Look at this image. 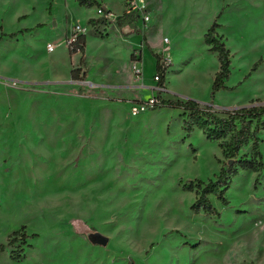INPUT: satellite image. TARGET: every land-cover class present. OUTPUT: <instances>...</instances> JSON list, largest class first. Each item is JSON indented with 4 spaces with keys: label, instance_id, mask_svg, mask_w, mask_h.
<instances>
[{
    "label": "rangeland",
    "instance_id": "rangeland-1",
    "mask_svg": "<svg viewBox=\"0 0 264 264\" xmlns=\"http://www.w3.org/2000/svg\"><path fill=\"white\" fill-rule=\"evenodd\" d=\"M145 4L150 23L130 31L78 0H0V264H264V170L240 171L227 205L210 196L218 215L196 214L184 187L231 163L222 142L183 110L131 113L159 94L220 117L264 106V0ZM214 23L232 62L218 92ZM76 26L86 40L72 49ZM157 56L171 64L161 92ZM252 158L250 144L238 160Z\"/></svg>",
    "mask_w": 264,
    "mask_h": 264
},
{
    "label": "trees",
    "instance_id": "trees-1",
    "mask_svg": "<svg viewBox=\"0 0 264 264\" xmlns=\"http://www.w3.org/2000/svg\"><path fill=\"white\" fill-rule=\"evenodd\" d=\"M83 5L90 8L101 5L96 0H78ZM139 17L125 13L118 21V25L123 27L137 28ZM221 26L214 23L205 36V42L210 47L211 52L218 55L220 71L216 74L213 90L218 92L227 89L225 83L231 76V52L226 44L218 38L216 30ZM85 36H80V41L85 42ZM77 43V44H78ZM157 72L159 76V87L164 89L165 72L160 65V57L157 56ZM258 62L253 70L259 65ZM159 103L152 109L158 110L164 107L183 110L190 113L195 125L203 132L211 142H222L221 147L225 160L231 162L222 167L221 172L215 181L205 183L201 180L195 182L196 185L185 186L186 191L192 192L197 189L199 198L192 206L196 213H205L209 215H218L217 209L212 205L210 196H215L224 205L228 204L225 194L229 189L232 180L240 171L260 173L264 170V158L260 144L262 142L260 134L264 132V106L242 107L240 109L224 112L225 117H220L211 107H202L199 103L189 100H164L161 94L158 95ZM250 144L253 145V158L239 159V154ZM6 246H0V252H3Z\"/></svg>",
    "mask_w": 264,
    "mask_h": 264
},
{
    "label": "built area",
    "instance_id": "built-area-1",
    "mask_svg": "<svg viewBox=\"0 0 264 264\" xmlns=\"http://www.w3.org/2000/svg\"><path fill=\"white\" fill-rule=\"evenodd\" d=\"M125 1V9L127 14H132L136 15L143 21L144 25H148L151 21V14L147 11V6L145 4V0H124ZM100 13H106L104 14V18L115 21L120 19V17H116L113 13L111 12H106L104 9L99 8ZM85 31L80 27L76 26L73 29V35L71 39L69 40V46L73 49V46L77 44L78 39L80 36L85 35ZM169 43L168 39L164 40V44ZM136 58L139 61V54L135 55ZM160 65L162 67V70L165 72L167 68L170 67L171 64H169V61L164 59H161ZM134 70L137 75H140V70L137 69V65L134 66ZM155 80L159 82V76L155 77ZM163 89L162 88H157L158 92H161ZM159 103L158 98L155 96L149 99L148 101H143L140 103H137L136 105L132 106L131 113L133 116H137L138 114L148 111L149 109H153L157 104Z\"/></svg>",
    "mask_w": 264,
    "mask_h": 264
},
{
    "label": "crops",
    "instance_id": "crops-1",
    "mask_svg": "<svg viewBox=\"0 0 264 264\" xmlns=\"http://www.w3.org/2000/svg\"><path fill=\"white\" fill-rule=\"evenodd\" d=\"M123 4H124V3H123ZM106 6H108V4H106ZM108 8L111 9V10H113V8L110 7V6H108ZM113 11H114V10H113ZM121 11H122V10H121ZM121 11H120V12H119V11H114V12H116V13L119 14V13H121ZM124 14H125V13L119 15V17H120V18L123 17ZM138 21H140V19H138ZM119 27H120V26H119ZM122 29H128V30H130V31L134 30V29H132V28H130V27H128V26H127V27H123ZM137 35H138V34H134V35H132V36H128V38H126L125 41H124L125 44H127V45L129 44V45H130V44L132 43V41L137 37ZM140 46H141V45L137 43L135 49L140 48ZM151 47H152V51H153V50L155 49V47H153L152 45H150V48H151ZM150 48H149V49H150ZM135 49H134V47H132V45H131V51H134ZM142 49H143V48L141 47V51H140V53H139V60H142V59H143ZM146 49H148V48H144L143 51H145ZM135 55H136V54H135ZM135 55H134V56H135Z\"/></svg>",
    "mask_w": 264,
    "mask_h": 264
},
{
    "label": "water",
    "instance_id": "water-1",
    "mask_svg": "<svg viewBox=\"0 0 264 264\" xmlns=\"http://www.w3.org/2000/svg\"><path fill=\"white\" fill-rule=\"evenodd\" d=\"M95 243H97L98 245H101V246H106L108 244V239L101 237V238L95 240Z\"/></svg>",
    "mask_w": 264,
    "mask_h": 264
}]
</instances>
